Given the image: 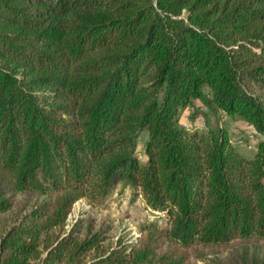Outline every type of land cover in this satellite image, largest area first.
Masks as SVG:
<instances>
[{"label":"trees","instance_id":"16d2710c","mask_svg":"<svg viewBox=\"0 0 264 264\" xmlns=\"http://www.w3.org/2000/svg\"><path fill=\"white\" fill-rule=\"evenodd\" d=\"M118 185L162 226L68 224ZM0 264H264V0H0Z\"/></svg>","mask_w":264,"mask_h":264},{"label":"rangeland","instance_id":"374dc122","mask_svg":"<svg viewBox=\"0 0 264 264\" xmlns=\"http://www.w3.org/2000/svg\"><path fill=\"white\" fill-rule=\"evenodd\" d=\"M200 111L193 120L190 115L193 113L191 109H186L181 116V124L188 131L204 132L207 127L216 128L221 126L224 128L232 144L245 157L251 158L256 151V145L261 140L254 129L241 120L229 118L225 114L217 111H209L200 102L196 103ZM203 113L207 115L204 118ZM146 140L145 133L138 138L139 159L143 161V144ZM92 215L97 220H104L113 228L111 234L115 239L126 237L128 239H136L140 235L141 225L149 222H159L163 219L162 215L153 213L146 208L140 194H132L129 188H122L118 185L116 189L103 201L97 208H90L84 201L76 203L72 213L68 218V224L72 223L79 216Z\"/></svg>","mask_w":264,"mask_h":264}]
</instances>
